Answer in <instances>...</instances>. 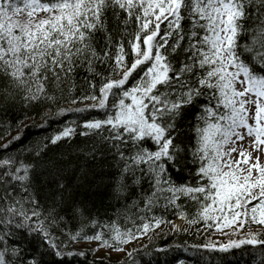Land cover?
Returning <instances> with one entry per match:
<instances>
[{"label":"snow or ice","instance_id":"6c2138e0","mask_svg":"<svg viewBox=\"0 0 264 264\" xmlns=\"http://www.w3.org/2000/svg\"><path fill=\"white\" fill-rule=\"evenodd\" d=\"M17 105L76 118L2 146L0 264H71L84 241L128 264H264V0H0V112ZM77 136L107 169L113 218L89 207L87 169L47 152ZM169 211L229 238L187 259L121 247L187 231Z\"/></svg>","mask_w":264,"mask_h":264},{"label":"trees","instance_id":"16d2710c","mask_svg":"<svg viewBox=\"0 0 264 264\" xmlns=\"http://www.w3.org/2000/svg\"><path fill=\"white\" fill-rule=\"evenodd\" d=\"M87 75L83 70L80 72L78 78V87L83 83L82 77ZM99 79V78H97ZM85 88L87 85H83ZM90 103V101H89ZM46 109L43 106L36 108H25L22 105H17L10 110L5 117L4 113L0 112V133H3L5 121L11 125V129L7 134L0 137V153L4 152L3 145L13 141V138L18 134L20 139L14 141L11 145L12 151H19L23 146H33L38 143H46L45 138L51 136L54 132L59 131L68 120L74 119L71 114L64 117H58L54 114L50 115L47 120L42 117L45 115ZM86 138L77 136L70 142L60 141L57 144L48 145L47 152L49 155L63 154L68 157L78 167H84L88 171V175L83 178L85 188L83 191L87 193L89 200V207L94 213H97L101 221L113 218V211L116 207L114 202L109 199L108 188L99 184V178L102 173L107 172L106 168L101 167L102 161L91 160L85 155L79 154V149L85 147ZM169 219L174 222L179 218L172 214L171 211L167 213ZM187 228V231H173L172 225H161L155 230V233H149L146 236L139 237L137 240L130 242L128 245H121L126 250L133 248L140 251L138 260L147 261L149 257L145 256L141 246H147L149 249L164 247L170 250V260L175 258L187 259L190 253L186 254L183 251L184 246H191L193 244H201L208 240L216 242H227L229 236L224 233H231V229H224L223 232H217L215 229H209L207 232L200 225L189 226L183 222L182 225ZM255 230V227L253 228ZM242 232L244 230H241ZM91 232V230H90ZM232 239L242 238L236 235L231 236ZM34 246V245H33ZM78 250L86 252L85 257H77L71 261V264H128L129 258L125 252L115 251L108 247L98 246V242L84 241L76 245ZM99 249H105L122 255L116 260H112L106 256H97ZM50 264H54L53 257H47Z\"/></svg>","mask_w":264,"mask_h":264},{"label":"rangeland","instance_id":"374dc122","mask_svg":"<svg viewBox=\"0 0 264 264\" xmlns=\"http://www.w3.org/2000/svg\"><path fill=\"white\" fill-rule=\"evenodd\" d=\"M96 254L97 256H106L112 260H116L122 255L121 253H116L105 249H99Z\"/></svg>","mask_w":264,"mask_h":264}]
</instances>
